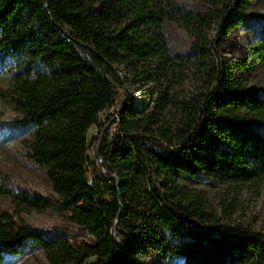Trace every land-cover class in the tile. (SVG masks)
Returning a JSON list of instances; mask_svg holds the SVG:
<instances>
[{
    "label": "trees",
    "instance_id": "obj_1",
    "mask_svg": "<svg viewBox=\"0 0 264 264\" xmlns=\"http://www.w3.org/2000/svg\"><path fill=\"white\" fill-rule=\"evenodd\" d=\"M249 2L226 0L218 9L210 60L202 41L195 50L170 51L166 25L202 19L173 0H0V66L10 70L13 120L28 127L24 154L45 170L54 194L26 191L19 201L43 210L56 205L93 237L73 244L3 216L0 260L38 249L48 264H83L90 256L116 264L132 254L264 264V228L219 224L180 186L264 178V99L245 79L264 63V24L244 58L224 60L218 52ZM190 66L208 83L178 98L175 83ZM120 68L153 83L154 98L134 104L129 97L107 114L91 158L87 130L113 105ZM182 220H193L185 232Z\"/></svg>",
    "mask_w": 264,
    "mask_h": 264
},
{
    "label": "rangeland",
    "instance_id": "obj_2",
    "mask_svg": "<svg viewBox=\"0 0 264 264\" xmlns=\"http://www.w3.org/2000/svg\"><path fill=\"white\" fill-rule=\"evenodd\" d=\"M186 8L197 12L199 22L191 26L182 23H168L165 27L168 47L171 52L185 53L195 50L200 41L210 60H215L210 48V41L216 37L217 24L214 15L226 0H173ZM245 19L233 28L229 36L220 40L218 52L221 59L233 60L244 58L248 43L255 38L264 24V0H250L244 10ZM208 19L209 22H205ZM205 22V23H204ZM208 48V49H206ZM119 78L112 77L115 88V99L112 106L97 115L96 123L87 130L88 155L93 158L96 136L104 117L118 109L127 98L132 103L151 104L155 94V85L141 79H132L124 68L119 69ZM248 86L256 87L264 99V63L259 64L246 76ZM207 77L202 69L195 67L185 69L175 83V94L178 98L198 92L207 85ZM11 79L8 66H0V219L3 216L16 224L25 223L45 235H60L73 244L92 242L93 237L76 225L68 222L65 212L58 206L47 209H34L24 206L19 195L26 191L35 192L42 197L54 198L51 184L45 170L28 160L24 154L22 141L28 136V127L17 125L14 118L18 113L11 99ZM113 130V125L107 132ZM105 135V134H104ZM98 164V159L94 157ZM88 179L91 175L88 173ZM160 181L158 180L157 184ZM186 196L194 194L204 203L206 212H214L219 224H237L249 230L264 228V178L244 183H216L205 178L197 181L191 179L181 183ZM182 188V187H180ZM186 191V192H184ZM193 220H182L177 225L181 232ZM96 256L88 257L83 264H97ZM0 264H48L42 251L25 250L22 254H4ZM116 264H182L177 256L164 258L152 254L130 255Z\"/></svg>",
    "mask_w": 264,
    "mask_h": 264
},
{
    "label": "built area",
    "instance_id": "obj_3",
    "mask_svg": "<svg viewBox=\"0 0 264 264\" xmlns=\"http://www.w3.org/2000/svg\"><path fill=\"white\" fill-rule=\"evenodd\" d=\"M98 159V162L100 161V159L99 158H97Z\"/></svg>",
    "mask_w": 264,
    "mask_h": 264
}]
</instances>
